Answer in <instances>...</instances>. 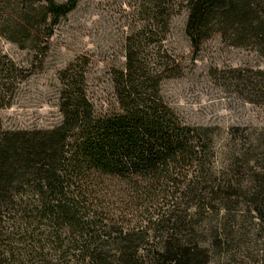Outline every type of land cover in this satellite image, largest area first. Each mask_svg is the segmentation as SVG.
I'll list each match as a JSON object with an SVG mask.
<instances>
[{"label": "trees", "instance_id": "obj_1", "mask_svg": "<svg viewBox=\"0 0 264 264\" xmlns=\"http://www.w3.org/2000/svg\"><path fill=\"white\" fill-rule=\"evenodd\" d=\"M77 2L0 0V34L34 48ZM180 2L194 50L218 32L231 45L264 54V0ZM146 3L149 33L128 36L124 63L110 71L115 108L95 110L84 73L72 64L59 73L58 125L8 130L0 121V264H206L208 243L199 236L207 231L221 254L247 243L249 231L229 216L236 207L246 205L264 222V167L255 171L264 160L263 133L253 129L237 149L234 127L218 147V127L183 121L160 89L164 78L178 74L161 53L175 3ZM153 26L162 35L149 51L142 41ZM229 72L241 96L264 104V69ZM29 74L0 56V108L11 104ZM100 192H123L126 225L117 227L119 216H107L96 203ZM204 211L224 217L209 220L197 235L193 220ZM127 214L135 220H124ZM144 244L151 247L146 254Z\"/></svg>", "mask_w": 264, "mask_h": 264}, {"label": "rangeland", "instance_id": "obj_2", "mask_svg": "<svg viewBox=\"0 0 264 264\" xmlns=\"http://www.w3.org/2000/svg\"><path fill=\"white\" fill-rule=\"evenodd\" d=\"M170 2L175 4L167 11L168 26L166 32L163 30L165 40L161 53L167 55L178 74L161 82L166 102L187 124L218 127V147L225 145L234 127L239 129L234 131L236 139L232 143L237 149L244 144L242 136L253 129L264 137V104L247 101L228 76L231 68L264 69V54L251 46L231 45L218 32L212 33L194 50L185 33L187 9L180 0ZM149 9L146 0H78L75 8L59 19L51 36L48 39L39 36L40 44L34 48L20 47L0 34V56L6 55L30 72L19 82L11 104L0 108L2 127L33 130L58 125L62 119L59 73L72 64L84 73L86 93L95 110L103 112L115 108L110 71L124 63L127 37L149 30ZM152 30L153 34H147L142 41V46L149 51L158 48L162 35L157 26ZM257 164L259 168L255 171L261 172L264 160ZM243 184H249L247 177ZM122 193L100 192L94 197L97 204H104L107 216H119L121 224L117 227L128 223H123ZM223 214L220 211L215 216L204 211L196 215L193 223L197 235L201 228H208L209 220L215 222L216 218L222 219ZM234 215L246 229L243 230L249 231L247 243L239 252L221 254L219 247L210 243L207 231L203 238L199 236L208 243L210 256L206 264H264V222L244 204L232 211L230 219ZM127 219L135 220L130 214L124 217ZM150 244L142 246L144 254L151 249Z\"/></svg>", "mask_w": 264, "mask_h": 264}]
</instances>
